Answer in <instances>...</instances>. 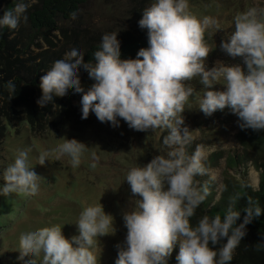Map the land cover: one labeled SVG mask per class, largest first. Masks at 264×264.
I'll use <instances>...</instances> for the list:
<instances>
[{
  "label": "clouds",
  "instance_id": "9594fccd",
  "mask_svg": "<svg viewBox=\"0 0 264 264\" xmlns=\"http://www.w3.org/2000/svg\"><path fill=\"white\" fill-rule=\"evenodd\" d=\"M187 9L188 0H153L138 21V26L146 29L147 47H141L136 58L121 59L117 33H105L99 49L92 54L94 63L84 62L85 53L73 46L40 77L41 96L36 103L41 107L67 94L71 87L81 94V119L91 112L98 121L111 126H119L122 119L136 131H168L163 139L171 148L167 156L155 155L126 174L135 208L122 215L126 234L116 245L115 264H168L177 245V264H229L246 235V225L264 211L250 198L243 209L235 210L237 196L231 198L223 217L204 215L195 226L190 225L189 218L207 195V187L198 188L194 177L207 174V169L199 147L191 156L186 154L192 137L182 113L194 89L184 82L200 78L203 96L198 108L206 116L227 108L237 116L242 130H264V21L259 18L264 17V10L258 13L250 9L235 16L234 31L221 42L227 54L242 58L243 67L218 62L206 68L210 49L203 33L215 20H197ZM23 10V3H18L14 12L0 15V28L15 29L18 13ZM81 67L93 81L87 90L78 75ZM221 78L224 90H214L213 85ZM7 87L15 91L12 81ZM52 151L57 159L69 157L75 168L81 163L85 144L66 138ZM50 155L49 151L41 153L36 164H44ZM91 159L90 167L95 168V153ZM2 179L0 196L38 192V176L29 165L28 150L18 151ZM75 225L78 235L70 238L56 225L21 233L15 249L19 251L17 259H24L25 264H97L92 250L94 238L112 232V215L105 213L101 204L87 206Z\"/></svg>",
  "mask_w": 264,
  "mask_h": 264
},
{
  "label": "rangeland",
  "instance_id": "374dc122",
  "mask_svg": "<svg viewBox=\"0 0 264 264\" xmlns=\"http://www.w3.org/2000/svg\"><path fill=\"white\" fill-rule=\"evenodd\" d=\"M144 1L90 0L77 17L64 23L68 28V36L61 37L58 48L64 45L68 47L75 41L82 44L99 43L105 33H117L119 39L123 31L136 27L142 14V10L138 14L136 7ZM148 2L150 5L153 0ZM250 9H256L258 13L264 10V0H188L187 11L190 15L197 20L204 17L215 20L214 25L210 24L204 29L211 36L207 47L210 51L217 48L213 57L207 56L206 68H212L218 62L243 67L241 57L227 54L220 45L234 31L233 18ZM259 18L264 21V17ZM31 49L33 56L39 51L36 47ZM199 80L198 76L190 80L194 92L189 96L182 116L188 113L192 115L196 111L203 121V130L196 128L191 135V140L201 137L210 140L207 145L199 147L202 161L215 152H225L224 157L207 171V175L217 183L218 198L227 170V155L242 153V146L236 139L238 118L227 108L206 116L198 108L199 99L203 96V86ZM222 83L221 78L213 85V89L223 91L225 86ZM77 102L74 100V104ZM89 115L95 117L93 113ZM104 130L106 132L98 129L90 137L86 136L88 138L84 141L85 151L81 163L74 168L69 157L65 155L57 159L52 151L66 138L76 137L67 122L61 119L49 122L40 132L33 131L24 121L6 128L0 144V185L4 183V169L13 162L18 151L28 150L29 165L38 176V192L35 195L10 193L0 196V264H25L24 259H17L19 251L15 250L23 232L56 225L62 227V234L66 238L78 235L75 222L79 213L87 206L99 204L105 213L112 215L114 227L110 234L94 238L92 250L97 257V264H115L116 245L124 240L126 234L122 215L135 208V198L125 181L126 174L133 167H142L155 155L167 156L171 148L163 143L167 129L136 131L120 121L119 126ZM45 151L51 152L49 160L44 164H36L37 157ZM92 153L97 157L95 168L90 167ZM228 172L258 188L261 171L250 161L238 170L229 169Z\"/></svg>",
  "mask_w": 264,
  "mask_h": 264
},
{
  "label": "trees",
  "instance_id": "16d2710c",
  "mask_svg": "<svg viewBox=\"0 0 264 264\" xmlns=\"http://www.w3.org/2000/svg\"><path fill=\"white\" fill-rule=\"evenodd\" d=\"M89 1L0 0V15L6 11L14 12L18 3L24 5V10L18 13V25L15 29H9L6 26L0 28V144L5 137L6 128L21 121L28 124L33 131L40 132L45 124L61 119L71 125L74 130L76 137L70 139L75 138L82 143L90 137V134L96 133L95 130L101 129L106 132L104 128L109 130V127H113L109 122L102 123L91 115L81 119L79 104L81 94L74 93L71 87L67 94L54 97L43 107L36 103L41 96L40 77L51 68L54 61L63 58L73 46H79L85 53L84 62L94 63L92 54L99 49L100 42L82 44L75 41L68 47L64 45L58 48L61 37L68 36V28L64 26V23L77 17ZM148 4V0H145L139 3V6L136 5L139 15L141 10L149 6ZM203 35L204 43H210L209 33L204 31ZM118 40L121 59L136 58L137 51L141 47H147L146 29H141L137 22L136 27L132 26L131 29L123 31ZM32 47L39 49L34 56ZM216 50L217 48L214 47L208 56L213 57ZM78 75L82 86L87 90L93 81L82 67L79 68ZM8 81H12L15 85L14 92L9 91ZM190 82L185 81V86L190 87ZM74 100L78 102L74 104ZM120 121L123 120L120 119ZM202 123L196 111L184 117V125L189 128L190 136L196 128L203 130ZM165 134H168L167 130ZM236 139L242 146V153L227 155V170L224 172L222 189L218 198L217 183L214 179L207 174L194 177L198 188L202 190L203 187H207V195L195 209L194 215L189 218L190 225L195 226L204 215L223 217L231 198L237 196L239 199L233 204L235 210L243 209L249 198L264 209V130H242L239 127ZM209 142L210 140L203 137L199 140H191L185 147L186 154L191 156L198 147L205 146ZM224 155V151L215 152L202 163L208 171ZM249 161L261 171L258 188H254L244 179L233 177L228 172L229 169L238 170ZM243 215L244 213L241 212V219ZM219 246L217 245V248ZM178 249V245L173 248L168 257V264L177 263ZM229 264H264V211L260 217L246 225V235L234 249L233 259Z\"/></svg>",
  "mask_w": 264,
  "mask_h": 264
}]
</instances>
